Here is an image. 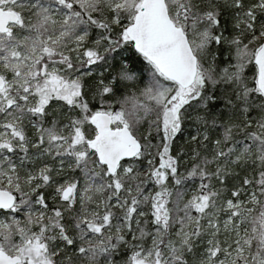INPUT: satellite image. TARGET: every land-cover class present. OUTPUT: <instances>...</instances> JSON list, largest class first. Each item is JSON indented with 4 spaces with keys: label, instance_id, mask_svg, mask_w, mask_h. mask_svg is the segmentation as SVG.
Listing matches in <instances>:
<instances>
[{
    "label": "snow or ice",
    "instance_id": "obj_1",
    "mask_svg": "<svg viewBox=\"0 0 264 264\" xmlns=\"http://www.w3.org/2000/svg\"><path fill=\"white\" fill-rule=\"evenodd\" d=\"M0 264H264V0H0Z\"/></svg>",
    "mask_w": 264,
    "mask_h": 264
}]
</instances>
